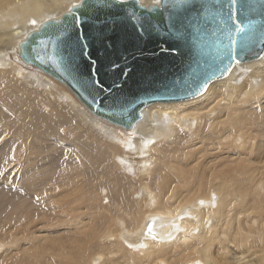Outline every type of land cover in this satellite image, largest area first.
Here are the masks:
<instances>
[{
  "label": "bare ground",
  "instance_id": "6f19581e",
  "mask_svg": "<svg viewBox=\"0 0 264 264\" xmlns=\"http://www.w3.org/2000/svg\"><path fill=\"white\" fill-rule=\"evenodd\" d=\"M106 1L0 0V264H264V3L241 5L237 17L215 6L212 18L225 17L219 36L209 18L182 28L189 34L165 74L170 90L193 71L187 62L200 69L191 55L203 46L195 28L249 49L187 88L204 87L197 95L136 99L132 121L115 103L101 109L92 97L101 91L88 81L85 103L27 56L28 40L45 27L49 49L68 28L77 48L84 30L95 37L114 27L117 18L90 21L84 13ZM111 1L129 16L130 3L158 11L166 0ZM136 22L121 27L123 35L142 36ZM30 45L32 57L52 62L42 39ZM230 249L239 256L230 259Z\"/></svg>",
  "mask_w": 264,
  "mask_h": 264
},
{
  "label": "water",
  "instance_id": "95a60500",
  "mask_svg": "<svg viewBox=\"0 0 264 264\" xmlns=\"http://www.w3.org/2000/svg\"><path fill=\"white\" fill-rule=\"evenodd\" d=\"M107 1L110 3L108 4ZM107 1L106 3L104 2L105 8L98 7L91 10L90 6H88L84 13L90 21H97L98 18L102 17L109 22L111 18H117L114 27L107 28L106 31L102 30L98 35L94 34L95 37L93 33L89 34L84 30L87 40H84L77 48H75V44L67 41V37L73 38L70 33L75 36L76 29L75 27L68 28L65 30L64 40L59 42L61 45L56 46V49L53 51L52 49L47 50H51L49 51L50 57L48 59L52 60V62L48 61L44 63L32 57L34 54L30 44H33L36 39H42L43 43L46 41L48 44L50 40L42 38L43 35H50V32L46 30L47 27H45L41 31L33 33L34 37L28 40L29 43L26 45L27 56L33 59V62H36L40 67H44L43 69H47L49 73L60 79L62 78L85 103L88 102V99L83 94L85 89H83L81 83L88 81L94 87V91H101V93H92V97H98L96 101L101 109L104 102L110 105L115 103L117 106L123 107L122 109L129 110L128 114L132 118V121L137 116L139 110V105L135 103L136 99L145 98L147 95L153 93L167 96L173 91L179 92L181 90L185 92V96L197 95L204 87H200V90H188L187 88L192 86L198 87L200 81L206 75L218 72L220 65L224 63L230 65L233 55L238 56L239 53L249 49L238 50L233 45L229 47L227 40L224 43L220 38L218 41L212 42L210 35L203 33L201 28H195L196 37L202 40L203 46H198L191 55L195 57L200 69L196 70L191 62H187L185 67L186 70L193 68L191 73L181 72L182 70L178 68L177 71L181 72L178 89L170 90L173 77L165 74L173 72L172 60L175 46L180 45L181 42L185 43V40H187L185 36L189 34L187 30L182 28L189 27L192 29L201 20L209 18L215 23L216 35L219 36L221 31L219 26L220 23H224L225 17L223 20L212 18L211 11L215 6H220L221 11L226 10L227 15L237 17L241 5L245 4L252 6L254 9H260L264 3V0H190L182 5H171L168 2L173 0H166L158 11L142 10L132 5L133 3H130L127 6L128 11L130 9V15L122 16L123 11L120 15V12L116 9L117 2ZM249 13L257 16L252 11ZM135 16L143 18L137 21L133 19ZM73 19L74 17L71 15L66 17V24L70 26V22ZM133 21L142 26V28L145 27L141 31L142 36L123 35L125 32L121 31L120 28L125 25L128 26ZM188 21H194V26L193 24L188 25ZM63 24L58 21L55 26L60 27ZM175 29L177 35H173V30ZM39 35L41 36L39 37ZM181 37L183 38L182 40L179 41L178 39V42H174L176 38ZM208 44H210V48H206ZM224 44L228 47H222L221 50L216 49V46H224ZM168 47L171 48L168 50ZM60 55L63 57V59L61 58L62 63L56 58ZM222 56L224 58L220 60L222 61L220 64L218 60ZM154 61L161 63L158 67L159 69L148 70V66ZM175 64L177 65L176 62ZM134 67L138 68L134 70ZM104 68L110 69L105 71L103 70ZM101 84H104V88ZM161 90L166 91L161 92ZM94 106L99 111V107L95 103ZM103 110L106 111L105 109ZM112 114L119 115L120 113L115 111ZM111 115L107 114L106 117L118 121L122 120V117ZM123 119L125 120V118Z\"/></svg>",
  "mask_w": 264,
  "mask_h": 264
},
{
  "label": "rangeland",
  "instance_id": "374dc122",
  "mask_svg": "<svg viewBox=\"0 0 264 264\" xmlns=\"http://www.w3.org/2000/svg\"><path fill=\"white\" fill-rule=\"evenodd\" d=\"M226 37H228L227 35H225V38ZM225 40H227V39H223V42L225 43ZM61 42V41H60ZM59 43V42H58ZM60 44V43H59ZM211 46H210V44H208V45H206V48H210ZM222 47H224L223 45L222 46H216V49L217 50H221L222 49ZM43 48L44 49H46V50H48L49 48H50V44L48 43H46V41H45V43H44V45H43ZM54 49H52V51H53ZM51 51V50H50ZM243 64V63H242ZM31 66H33V65H31ZM26 67H28V68H30V69H36V67L34 68V67H29V66H26ZM37 70V69H36ZM61 84V83H60ZM62 85V84H61ZM65 86V85H64ZM66 87V86H65ZM72 90V89H71ZM70 90V91H71ZM75 94V93H74ZM78 98V97H77ZM230 251H231V249H230ZM229 251V253H228V257L230 258V259H235L236 257H238L239 255L238 254H236V251L234 252L233 250L230 252ZM233 253L235 254V255H233ZM238 255V256H237ZM235 256V257H234Z\"/></svg>",
  "mask_w": 264,
  "mask_h": 264
}]
</instances>
